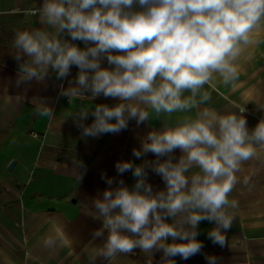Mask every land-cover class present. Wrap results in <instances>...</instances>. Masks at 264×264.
I'll use <instances>...</instances> for the list:
<instances>
[{
    "label": "clouds",
    "instance_id": "clouds-1",
    "mask_svg": "<svg viewBox=\"0 0 264 264\" xmlns=\"http://www.w3.org/2000/svg\"><path fill=\"white\" fill-rule=\"evenodd\" d=\"M30 15L40 27L17 30L12 41L17 86L43 83L50 69L58 80L66 79L75 66L76 78L60 92L69 104L101 95L119 101L69 113L83 137L119 134L131 120L161 125L132 150L137 160L148 153L154 160L115 164L118 175L131 172L132 187L102 173L109 187L85 205V214L101 223L93 238L106 234L90 264L97 259L112 264L135 249L151 256L161 252L163 264H175L177 256L188 260L202 254L197 239L202 221L215 225L208 239L223 247L239 209L229 198L241 182L237 174L264 153V118L249 130L245 105L226 114L201 105L211 100L205 85L215 90L217 77L235 89L241 57L261 42L264 0H43ZM105 59L109 67L101 66ZM174 113L185 115L172 122ZM35 114L52 119L55 110L38 101ZM89 114L93 121L85 124ZM149 169L162 178L164 189L154 191ZM73 170L80 182L86 166L74 159ZM242 183L248 186L249 177ZM50 220L40 245L53 253L72 237L61 221ZM204 255L207 264H219V257ZM5 262L11 264L7 257Z\"/></svg>",
    "mask_w": 264,
    "mask_h": 264
},
{
    "label": "crops",
    "instance_id": "crops-1",
    "mask_svg": "<svg viewBox=\"0 0 264 264\" xmlns=\"http://www.w3.org/2000/svg\"><path fill=\"white\" fill-rule=\"evenodd\" d=\"M42 2L0 0V264H6L5 257L11 264H90L93 251L102 247L106 234L104 238H93V232L101 223L85 214V205L90 206L93 198L109 187L101 178L102 173L117 181L123 179L132 187L135 178L131 172L120 176L115 164L120 160L137 164L143 159L154 160L152 153L137 160L132 150L140 147L141 137L161 125L152 120L137 126L135 120H131L128 129L119 134L83 137L74 120L67 118L68 114L81 107L112 106L119 101L101 95L94 100H75L69 104L68 98L60 92L76 78L78 68L75 66L66 79L58 80L50 69L43 83L31 81L17 86V62L10 54L14 33L40 27L38 18L30 15V11ZM257 38L261 42L248 48L240 59L235 89L219 83L217 77L215 90L205 85V90L211 92V100L201 105L221 114L237 111L235 105H245L249 130L264 118V110L258 107L264 105V76L253 79L256 72L264 71V30ZM74 43L85 47L83 42ZM101 66L109 67L106 59ZM38 101L54 108V118L35 114ZM188 114L194 116L195 110ZM181 115L185 114H172V122ZM92 121L89 114L84 123ZM173 155L178 159L180 150H175ZM74 159L86 166L80 182L73 170ZM11 161L14 165L8 170ZM237 175L241 182L229 198L239 202V209L226 234V244L214 245L207 233L215 225L202 221L197 236L204 245L202 254L188 260L177 256L175 264H207L204 254L219 257V264H264V153L259 159L245 162ZM245 176L250 179L248 186L242 183ZM148 182L154 191L165 187L162 178L151 169ZM50 218L61 221L72 237L71 243L53 253L40 245L41 237L51 227ZM168 242L171 243V238ZM161 257V252L151 256L135 249L132 254L118 256L112 264H163ZM95 264L106 262L97 259Z\"/></svg>",
    "mask_w": 264,
    "mask_h": 264
},
{
    "label": "rangeland",
    "instance_id": "rangeland-1",
    "mask_svg": "<svg viewBox=\"0 0 264 264\" xmlns=\"http://www.w3.org/2000/svg\"><path fill=\"white\" fill-rule=\"evenodd\" d=\"M262 76H264V71H258V72H256L255 73V75L253 76V79L254 80H257L258 78H260V77H262ZM262 103H264V102H262Z\"/></svg>",
    "mask_w": 264,
    "mask_h": 264
},
{
    "label": "water",
    "instance_id": "water-1",
    "mask_svg": "<svg viewBox=\"0 0 264 264\" xmlns=\"http://www.w3.org/2000/svg\"><path fill=\"white\" fill-rule=\"evenodd\" d=\"M16 70H18V65H16ZM14 165V161H11L7 167L8 170H11Z\"/></svg>",
    "mask_w": 264,
    "mask_h": 264
}]
</instances>
